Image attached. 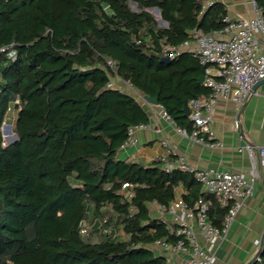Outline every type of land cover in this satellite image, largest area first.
Here are the masks:
<instances>
[{
  "label": "trees",
  "instance_id": "trees-1",
  "mask_svg": "<svg viewBox=\"0 0 264 264\" xmlns=\"http://www.w3.org/2000/svg\"><path fill=\"white\" fill-rule=\"evenodd\" d=\"M227 15L215 0H0V264H168L149 246L179 236L150 203L169 207L178 189L222 224L226 208L192 171L120 158L130 127L150 116L109 83L156 98L191 130L183 106L209 95L205 69L191 52L165 62L162 51L220 30Z\"/></svg>",
  "mask_w": 264,
  "mask_h": 264
},
{
  "label": "built area",
  "instance_id": "built-area-1",
  "mask_svg": "<svg viewBox=\"0 0 264 264\" xmlns=\"http://www.w3.org/2000/svg\"><path fill=\"white\" fill-rule=\"evenodd\" d=\"M253 10L251 17L239 16L230 18L225 16V26L218 31L203 34L195 33L194 39L187 40L180 45H167L162 54L170 59L183 52L193 53L204 67V85L210 93L207 97L192 98L188 102L190 119L193 121L191 130L179 127L172 116L161 105L162 117L174 126L176 132L191 141L221 145L213 128V109L219 99H234L238 108L248 100L254 86L264 79V42L259 35H264V15L257 5V0H250ZM14 55V52H11ZM120 84V85H119ZM109 86L132 90L130 84L123 81H111ZM122 86V87H121ZM134 90V89H133ZM8 119L3 126H7ZM235 126L240 129L238 114L234 118ZM149 123H139L129 129V139L123 143L121 150L135 143L133 133L138 129H145ZM243 137V135H240ZM166 147L163 157V168L170 171L173 168H181L192 171L202 189L209 193L217 194L220 205L226 208L220 226L212 224L209 220V205L203 199H199L194 207L188 206L181 196H177L169 207L157 203L159 216L167 227L179 236V239L170 244L164 240H156L149 247L157 252L158 249H170L173 252H182L184 257L179 260H168V264H214L216 245L224 239L245 199L254 193V182L258 177V170L264 167V145H255L246 142L240 151L248 154L251 162V170L247 176L241 171L221 170L212 167L195 169L189 167L183 161L173 158L175 147L162 140ZM128 183L124 184L127 187ZM170 215V217H169ZM106 218L103 219V222ZM195 222L199 228V234L207 242L203 245L193 228ZM90 226L86 224L81 228V234L85 235ZM259 251L255 259H259V253L264 250V236L255 240ZM163 254V253H162Z\"/></svg>",
  "mask_w": 264,
  "mask_h": 264
},
{
  "label": "crops",
  "instance_id": "crops-1",
  "mask_svg": "<svg viewBox=\"0 0 264 264\" xmlns=\"http://www.w3.org/2000/svg\"><path fill=\"white\" fill-rule=\"evenodd\" d=\"M224 3L230 18L253 15L250 0H215ZM264 42V35H259ZM264 51V47L262 48ZM137 97L141 92L131 90ZM138 98V97H137ZM150 116L149 126L135 130V143L120 151L121 159L131 158L143 164H150L163 159L166 147L162 140L175 147L176 158L189 167L195 169L216 168L221 170L241 171L247 176L251 170L248 154L240 151L247 141L255 145H264V82L257 86L248 100L237 111V102L230 99H219L213 109V128L217 141L221 145H211L191 141L178 134L173 125L161 115L157 105L147 103L144 98L139 100ZM239 116L240 129L235 126V115ZM243 135V137H240ZM258 177L254 182V193L245 199L227 236L219 241L215 248L214 264H247L253 261L259 251L255 240L264 236V167L258 170ZM182 189H178L180 196ZM152 217H158L157 204L150 203ZM170 217V215H169ZM193 228L200 242H207L200 236L199 228L193 222ZM163 253L167 260H179L184 257L182 252H173L170 249L157 250Z\"/></svg>",
  "mask_w": 264,
  "mask_h": 264
},
{
  "label": "water",
  "instance_id": "water-1",
  "mask_svg": "<svg viewBox=\"0 0 264 264\" xmlns=\"http://www.w3.org/2000/svg\"><path fill=\"white\" fill-rule=\"evenodd\" d=\"M154 12H155L157 15L160 14L158 8H155V9H154ZM164 23H165V22H164ZM169 60H170L169 57H165V56H162V57H161V61H165V62H167V61H169ZM204 79H205L204 75H201V76L198 78V82L202 84V83L204 82ZM262 82H264V79L261 80L259 83H257V84L254 86L253 91H254V90L257 88V86L260 85ZM143 98H144V100H145L147 103H149V104H151V105H158V100H157L156 98H153V97H151V96H149V95H143ZM183 112H184V114H185L187 117H189V115H190V110H189L187 104H185V105L183 106ZM6 127H7V128H6V132H7V133H13V135H14L13 139H12L11 141H9L8 144L15 142V141L18 139L17 134H16L15 132L12 131V126H11V125H8V126H6ZM252 263H253V261H251V262H249V263H247V264H252Z\"/></svg>",
  "mask_w": 264,
  "mask_h": 264
},
{
  "label": "rangeland",
  "instance_id": "rangeland-1",
  "mask_svg": "<svg viewBox=\"0 0 264 264\" xmlns=\"http://www.w3.org/2000/svg\"><path fill=\"white\" fill-rule=\"evenodd\" d=\"M153 11V13L155 14V16L157 17V19H160V15H157L155 12H154V10H152ZM160 24L161 25H164L165 23H163V22H160ZM120 85V84H119ZM122 87V86H121ZM128 92H132L131 90H128V89H126ZM137 97H138V99L139 100H143V97H142V95H140L139 93H137ZM8 119V121H7V126L8 125H11L12 126V131H13V124H14V119H15V115L13 114V115H10V117H8L7 118ZM6 126H3V136H4V140H5V143H8L9 141H11L13 138L12 137H10V136H8V135H11V134H13V133H7L6 132ZM14 132V131H13ZM87 224L89 225V226H92V222H87ZM95 238H97V236H95Z\"/></svg>",
  "mask_w": 264,
  "mask_h": 264
},
{
  "label": "bare ground",
  "instance_id": "bare-ground-1",
  "mask_svg": "<svg viewBox=\"0 0 264 264\" xmlns=\"http://www.w3.org/2000/svg\"><path fill=\"white\" fill-rule=\"evenodd\" d=\"M8 136H10V137H12V138L14 137V135H13V134H11V135H8Z\"/></svg>",
  "mask_w": 264,
  "mask_h": 264
}]
</instances>
